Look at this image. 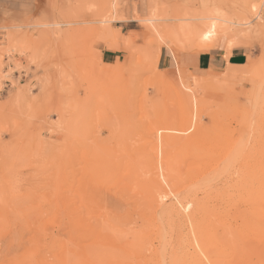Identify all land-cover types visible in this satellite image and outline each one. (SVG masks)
<instances>
[{
	"label": "rangeland",
	"instance_id": "rangeland-1",
	"mask_svg": "<svg viewBox=\"0 0 264 264\" xmlns=\"http://www.w3.org/2000/svg\"><path fill=\"white\" fill-rule=\"evenodd\" d=\"M2 1L0 264H191L206 210L231 239L264 189V0Z\"/></svg>",
	"mask_w": 264,
	"mask_h": 264
},
{
	"label": "bare ground",
	"instance_id": "bare-ground-1",
	"mask_svg": "<svg viewBox=\"0 0 264 264\" xmlns=\"http://www.w3.org/2000/svg\"><path fill=\"white\" fill-rule=\"evenodd\" d=\"M146 21L151 25L154 22L153 19ZM232 202L237 218V225L229 228L232 238L226 242L219 234L216 225L225 212L219 211L211 214L206 210L203 218L200 222H196L193 228V243L191 244L193 253L190 258L198 256L199 260H192L191 264H204L202 260L208 259L206 257L209 254L206 252L211 249L212 254L222 258L216 261V264H264V251L253 248L255 242L258 244L264 241V189H250L248 194H239ZM260 249L264 250V248ZM228 253H233L234 260L225 263Z\"/></svg>",
	"mask_w": 264,
	"mask_h": 264
},
{
	"label": "crops",
	"instance_id": "crops-1",
	"mask_svg": "<svg viewBox=\"0 0 264 264\" xmlns=\"http://www.w3.org/2000/svg\"><path fill=\"white\" fill-rule=\"evenodd\" d=\"M194 1V0H193ZM3 1L0 0V7L2 6ZM21 2V3H20ZM36 0H27L25 3L28 8H32V11L36 7ZM13 5L17 7L23 6L24 2L19 1L16 4L12 2ZM193 5V4H192ZM189 4V6H192ZM247 60V53L241 49H234L229 55L228 61L226 55L223 52L215 51L214 53H208L205 55H200L197 59V65L200 70H220L228 66V63L232 67L243 66ZM163 67L164 69H170L171 59L167 57L166 53L162 51L161 58L159 61V68Z\"/></svg>",
	"mask_w": 264,
	"mask_h": 264
}]
</instances>
